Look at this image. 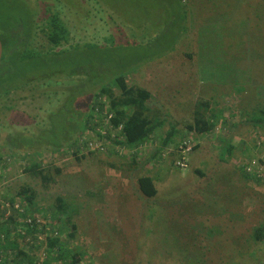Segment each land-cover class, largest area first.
Instances as JSON below:
<instances>
[{
    "label": "rangeland",
    "instance_id": "rangeland-1",
    "mask_svg": "<svg viewBox=\"0 0 264 264\" xmlns=\"http://www.w3.org/2000/svg\"><path fill=\"white\" fill-rule=\"evenodd\" d=\"M25 1L36 11V19L45 18L46 8L57 12L70 31L68 44L77 45L71 48L73 54L65 55L68 57L66 62L47 57L48 67L45 65L41 70L44 77L37 79L39 82L33 83L36 82L35 79L29 81L31 75L36 76L31 70V73L20 80V83L24 82V88L6 97L5 106L11 109L8 107L6 110L4 106L0 112V155L6 164L0 170V198L14 196L24 184H30L40 191L39 181L33 180L31 174L24 170L31 160H40L37 157L24 160V146L31 144L30 137L40 138L41 130V138L47 141L51 131V125L47 127L49 114H52L53 125L56 123L55 136L57 140L61 139L60 121L64 113L61 110L59 112V109L66 99L72 101L73 97L69 96L75 95V106L79 111L86 112L93 94L98 90V86L93 91L90 90L93 84L110 85L109 82L117 75H128L130 85L147 89L158 100L155 105L162 110L161 118H165V122L156 133L166 132L173 125L187 135L185 128L191 122L192 109L189 101L205 95V91L211 90L210 85L221 86L228 93L230 90L229 86L219 84L225 73L214 72L210 68L208 56L198 53L201 29H207L204 30V36L211 44L206 45H217V50L220 51L218 61L225 68H231L232 61H235L234 57L231 59V49H249L250 46L252 49H264V0ZM259 20L262 22L260 25ZM227 21L231 22L225 26ZM217 22L221 24L222 34L209 31ZM224 27L229 33H234L223 32ZM256 27L260 31H254ZM38 41V44H31L29 49H39L43 54L51 51L42 34H39ZM39 44L40 48L37 47ZM245 57L250 60L251 54L248 53ZM196 59H200V62ZM254 62L249 69L243 62L231 82L246 83L245 71H248L250 80L256 79V70L264 80V61L260 63L254 59ZM75 69L77 71L73 76H67ZM92 71L101 76H92ZM210 78L217 82L214 83ZM263 80L260 78V84L254 88L246 83L250 91L238 99L236 96L223 95L222 105L229 109L235 103L247 106L252 104L253 96L264 102ZM223 83L229 84L228 80ZM33 84H36L35 89ZM222 88L216 92L217 96L224 93ZM237 116L229 120L230 124L233 121L238 124L242 120L238 114ZM228 131L219 130L203 136L188 134L186 138L191 146L197 144V148L189 152L188 166L184 170L174 165L178 155L177 143L181 139L179 135L174 137L175 142L162 149L160 156L163 160L154 162L156 165L153 167L149 156L154 145L152 141L146 142V147H142V157L149 159V165L139 167L135 172L129 171L130 173L114 171L108 167L114 159L108 150L90 152L84 147L81 151L78 148L77 157L81 159L72 156V153H55L56 158L52 159L49 152H46L41 162L42 166H62L59 187L56 184L50 186L52 196H63L68 190L74 192L76 188L80 210L73 220L76 223L74 231L78 229L80 235L77 242L93 264H106L104 259L112 253L114 262L109 264L145 262V252L149 249L155 260L163 259L166 264H186L187 244L194 249L201 243L197 239L181 238L177 233L181 225L186 230L189 227L194 231L203 229L204 233L206 229L213 227L220 229L221 236L216 239L226 244L222 247L218 245L216 250H212L210 255L214 260H247L248 251L254 245L249 243L248 247L238 249L231 239L246 234L247 228L259 225L264 216V131L250 128L246 124L237 125L233 131ZM224 134V142H228L233 148L230 157L222 158L220 151L225 143L216 136ZM82 137H92L93 143L97 139L88 131ZM43 144L45 142L40 139L39 145ZM91 146L95 148V145ZM252 160H258L262 165L259 177L249 173L245 176L242 172ZM196 170L204 172L205 176L200 177ZM140 175L154 177L160 191L165 187L172 188L170 183L180 184V191L178 195L173 189L154 198H144L136 190L135 176ZM63 181L67 185L62 186ZM208 181L211 183V190L215 192H207L208 187L204 185ZM86 190L93 195L88 197ZM182 193L185 201L187 199V203L191 205L190 208L186 203H180L177 209L176 199ZM50 194L40 193L39 206L48 207L50 201L47 195ZM210 194L216 198H211ZM226 198L227 201L223 200ZM193 205L196 208L191 212ZM156 209L159 211L153 218L151 215L156 213ZM180 213L181 216H178ZM166 227V233H163ZM86 233L88 234L85 235ZM203 236H197L202 244L205 238ZM37 237V240L22 241L21 247L34 257L36 264H42L46 255L45 235ZM62 239L66 240L68 246L74 247L73 240H67L64 236ZM259 245L264 248V240ZM133 255L137 258H133ZM252 259L253 263L258 264L255 258Z\"/></svg>",
    "mask_w": 264,
    "mask_h": 264
},
{
    "label": "trees",
    "instance_id": "trees-1",
    "mask_svg": "<svg viewBox=\"0 0 264 264\" xmlns=\"http://www.w3.org/2000/svg\"><path fill=\"white\" fill-rule=\"evenodd\" d=\"M45 13V18L39 20L36 19V11L28 6L27 1L17 0L13 2L12 0H0V40L2 42V57L0 60V112L7 102L5 100L6 97L24 88V82L20 83V80L26 74L31 73V70L36 73V76L34 77L31 75L30 82L36 80V82L33 83H37L39 82L37 79L44 77L41 70L47 64V57L49 59H58L59 61L66 62L65 59H68V57H65V55L73 54L71 48L77 44H68L70 31L60 15L55 11L51 12L48 8L45 9ZM229 22L231 21H227L225 26ZM261 23L262 22L259 20L258 25ZM220 25L221 24L217 22L213 27H220ZM213 27L211 26V28ZM257 27L254 31H260ZM249 30H251L250 27ZM245 31L247 32V30ZM223 32H228L225 27ZM39 34L44 36L47 47L51 49V51L46 54H43L39 49H29L31 44L39 43ZM176 41L172 46V50ZM199 46L200 49L198 53L202 52L208 56L210 68L214 69V72L222 71L225 73L223 80L219 81V84L229 86L230 90L228 93L221 86L210 85L211 94L210 91H205V95H199L196 100L189 101V104L192 106L190 115L191 122L186 125L185 133L203 136L204 134H214L219 130L223 132L229 130L228 132H230L233 131L237 125L243 124L248 125L250 128L264 131L263 101L253 96L252 104H247L246 106L235 103L232 109L226 108L221 103V97L223 95L224 97L236 96L238 99L242 94L250 91L247 84L251 88L260 84L259 80L260 78L263 80V78L257 70L254 74V78H257H251V80L248 71H245V75H247V84L237 81L232 83L231 79L240 70L243 62L248 66V69L255 63L254 59L260 63L263 62L264 49H259L258 47L252 49L251 46L249 49H242V47L231 49V59L234 57L235 61H232L231 68H225L221 66L218 61L217 55L220 54V51H217L216 44L213 45L214 53L208 50L209 47L206 44H199L198 48ZM203 46H205V50H203ZM37 47L40 48L41 44ZM54 49H57V51ZM248 53L251 54L250 60H247L245 57ZM50 54H52V56ZM76 69L73 73H66L67 76H73L77 71ZM66 74H59V76H65ZM206 74H208L207 70ZM91 75L96 76V78L101 76V74L97 75V72L93 71ZM106 77L108 76L106 75ZM127 78L128 75H117L109 82L110 85L93 84L90 90L93 91L97 86L98 90L93 94L92 101L90 105L87 106L86 112L79 111L75 106L77 98L74 97L75 95L69 96L73 97L72 101L66 99L59 109V112L61 110V112L64 113V115H61L60 121L62 124L59 131V135L61 136L60 140H57L55 136L56 123H54V125L52 123V114L48 115L47 127L51 125V131H49V136L46 138L47 141L41 138L43 134L42 130L39 134L40 138L36 136L30 137L31 144L24 146L26 151L23 159L26 160L30 157H37V160L40 161L31 160V162L27 163L24 170L31 174L33 180L39 181L40 191L35 190L30 184H24L17 189L14 196L0 198V264H36L34 257L21 247V242H25L26 240H37L38 235H45L44 243L46 249L44 253L46 255L42 264H93L86 251L83 250L82 246L77 242L79 241L77 237L80 235L79 232H77L78 229L74 231L76 223L73 220L77 217L80 210L76 188L74 192H69L68 190L63 196L61 194L55 196L50 194V186L56 184L59 187L61 183V180L58 179H60L59 177L61 176L62 166H52L50 164L42 166L41 158L44 153L49 152L52 159L56 158L55 153L63 155L72 153V156L81 159L77 157V153H79V149L81 151L83 147L90 152H92L91 150H100L103 152L108 150L107 152H110V154L114 156V159L111 160L108 167L114 171H124L128 173L129 171H137L139 167L149 165V159H152L151 167L156 165L154 162L162 161L163 159H161L160 156L162 149L175 142V136L179 135L181 138L177 143L178 145L186 141L188 134L184 135L182 131H179L173 125H171L170 129L166 132L156 133L165 122V118H161L162 110L155 105L158 100H155V97L147 89L136 85H130ZM201 79L203 81L202 76ZM211 79L212 78H210V80ZM212 80L214 83L217 82L215 79ZM225 80H228L230 85L223 83ZM28 85L29 83L26 84V87ZM33 87L35 89L36 84H33ZM221 88L224 90V93L217 96L216 92ZM213 96H215V98H213ZM66 103H68V106H66ZM8 107L7 105L5 106L6 110ZM9 109H11V107H9ZM235 111L242 120H239L240 122L238 124L234 121L230 124L229 120L237 116ZM87 131L93 133L97 137L94 143L92 142V137L89 139L86 137L81 138V135ZM225 135L226 134L216 136L219 141L225 143V146L222 147L220 151V156L222 158L224 156L230 157L233 148L228 142H224ZM51 136L53 137L51 138ZM40 139L45 142L42 146L39 145ZM150 141H152L154 145L153 152L149 156V159L143 158V149L146 147V142ZM92 144L95 145V148H92ZM196 145L197 144L193 145L192 150L197 148ZM2 157L3 156L0 155L1 171L6 166L5 159ZM8 157L10 158V156ZM139 157L142 158L138 159ZM180 170L184 169L181 168ZM242 172L245 176H248L247 174L249 172H247L245 168L242 169ZM196 173L200 177L205 176L202 171L196 170ZM3 175L5 176V174ZM252 179L258 180L253 177ZM63 184L67 185V182L63 181L62 186ZM135 184L138 193L147 199L154 198L156 195H163L173 189L178 195V191H180L181 188L180 184L172 185V183H170L172 188L165 187L160 191L156 186L155 178L149 175L135 176ZM210 185V181L206 182L204 185L208 187L207 192H215L211 190ZM40 193H49L51 195H47L50 204L46 208L39 206L38 196H40ZM86 193L88 197L89 195H93L88 190H86ZM211 198L215 199L216 197L212 194ZM223 200L227 201V198ZM187 202L188 200L186 199L185 201V195L182 193L181 196L176 199L175 204L177 209L180 203H186L190 208L191 205ZM162 203L163 201L160 205H162ZM155 206L157 207L156 204ZM172 206L175 208L173 204ZM195 208V205H193V210H191V212L195 211ZM158 211L159 210L156 209V213L151 216L155 218ZM233 213L238 214L237 212ZM178 216H181V213ZM247 229L246 234L237 235L235 239L232 237L231 242L238 249L248 247L247 244L249 243L254 245V248L248 251V259L240 261L219 259L218 261V259L214 260L210 253L213 249L216 250L218 245L222 247L226 244L216 239L221 236L220 229L213 227L212 229H206L204 233L203 229L194 231L193 228L189 227L186 230L183 225H181L180 229H177V233L181 238L185 240L187 238L197 239L199 243H201L194 249L187 244L188 257L186 258V264H255L252 258H255L257 263L261 264L264 259V248L259 244H262L264 240V216L259 225ZM166 230L167 227L163 230V233H166ZM87 234L88 233L85 235ZM199 235L205 236L203 244L197 237ZM63 236L67 240H73L75 242L73 248L68 246L66 240L62 239ZM79 250L84 251V253ZM113 257L114 253L108 254V258H105L104 262L106 264L114 262ZM133 258H137V256L133 255ZM145 259V262L138 261L137 264L167 263H164L163 259L155 260L151 249L145 252ZM216 261H218V263H216ZM131 264L135 263L132 261Z\"/></svg>",
    "mask_w": 264,
    "mask_h": 264
},
{
    "label": "built area",
    "instance_id": "built-area-1",
    "mask_svg": "<svg viewBox=\"0 0 264 264\" xmlns=\"http://www.w3.org/2000/svg\"><path fill=\"white\" fill-rule=\"evenodd\" d=\"M192 150V146L190 144V141L188 139H186L185 142H183L182 144H180L178 146V150H177V158L175 160V165L177 168L179 169H186L188 166L187 163V156L189 154V152ZM262 165L259 163L258 160H252L250 161L246 167L245 170L247 172H249V174H253L257 177L260 176V172L262 171Z\"/></svg>",
    "mask_w": 264,
    "mask_h": 264
},
{
    "label": "crops",
    "instance_id": "crops-1",
    "mask_svg": "<svg viewBox=\"0 0 264 264\" xmlns=\"http://www.w3.org/2000/svg\"><path fill=\"white\" fill-rule=\"evenodd\" d=\"M209 31H210L211 33H213V32H215V33L220 32V34H222V32H221V27H213V28L210 27V28H209ZM204 32H205V31H204L203 28H202L201 31L199 32V40H198V41H199L200 45H205V44H207V43L211 44L210 40H208V39L204 36ZM201 41H202V42H201ZM199 43H198V45H199ZM203 47H204L203 50H205V46H203ZM199 49H200V46H199ZM208 50L211 51L212 53H214V51H213V46L209 47ZM217 51H218V50H217ZM210 60H211V58H210ZM197 61L200 62L199 59H197ZM197 77H198V75H197ZM233 78H235V76H234ZM261 264H264V261H262Z\"/></svg>",
    "mask_w": 264,
    "mask_h": 264
},
{
    "label": "water",
    "instance_id": "water-1",
    "mask_svg": "<svg viewBox=\"0 0 264 264\" xmlns=\"http://www.w3.org/2000/svg\"><path fill=\"white\" fill-rule=\"evenodd\" d=\"M1 57H2V42L0 40V60H1Z\"/></svg>",
    "mask_w": 264,
    "mask_h": 264
}]
</instances>
